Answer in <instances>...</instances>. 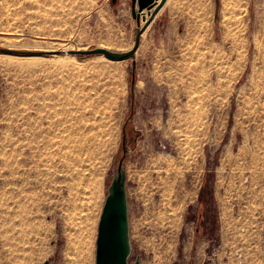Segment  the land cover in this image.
I'll list each match as a JSON object with an SVG mask.
<instances>
[{
  "label": "rangeland",
  "instance_id": "obj_1",
  "mask_svg": "<svg viewBox=\"0 0 264 264\" xmlns=\"http://www.w3.org/2000/svg\"><path fill=\"white\" fill-rule=\"evenodd\" d=\"M125 5L0 0V48L30 52H0V264H96L124 135L132 261L204 264L227 175L237 200L221 203L223 220L247 264H264V0H216L139 84L133 59L61 49L133 47ZM140 91L151 116L135 113Z\"/></svg>",
  "mask_w": 264,
  "mask_h": 264
},
{
  "label": "crops",
  "instance_id": "obj_2",
  "mask_svg": "<svg viewBox=\"0 0 264 264\" xmlns=\"http://www.w3.org/2000/svg\"><path fill=\"white\" fill-rule=\"evenodd\" d=\"M124 1L125 7L131 12L130 2ZM215 12L216 0H166L153 22L148 26L149 28L147 27L144 31L140 47L136 53L134 64L136 68H141L146 74L139 75L138 84L142 82L140 78L149 79L148 75H150L151 69L166 68L169 61L167 54L175 51L174 46L180 45V36L188 35L199 21L210 18ZM145 35V44H142ZM140 49L141 54H139ZM150 102L148 91H140L134 102L136 115L151 116L155 110L151 107ZM233 187L234 185L232 186L231 179L227 175H216L213 193L220 221L219 225L224 228L221 237L226 244L237 246V227H235V223H230L231 220L225 223L221 212V203L237 200L236 189Z\"/></svg>",
  "mask_w": 264,
  "mask_h": 264
},
{
  "label": "water",
  "instance_id": "obj_3",
  "mask_svg": "<svg viewBox=\"0 0 264 264\" xmlns=\"http://www.w3.org/2000/svg\"><path fill=\"white\" fill-rule=\"evenodd\" d=\"M114 2L117 0H113ZM131 5V13L137 23V33L134 45L126 51H114L103 47L92 49H72L69 54L87 57L103 54L113 61L135 59L140 47L144 31L153 22L157 13L165 4L166 0H128ZM145 13L149 15L142 22ZM0 52L28 54L29 51L0 48ZM64 52V51H63ZM135 79L133 78V83ZM127 136L124 135V156L118 163L110 184L108 185L106 199L99 220L98 235L96 241V264H142L141 257L137 256L132 261L133 242L131 236V222L129 213V197L127 189V170L124 157L127 152ZM44 264H49L46 261Z\"/></svg>",
  "mask_w": 264,
  "mask_h": 264
},
{
  "label": "built area",
  "instance_id": "obj_4",
  "mask_svg": "<svg viewBox=\"0 0 264 264\" xmlns=\"http://www.w3.org/2000/svg\"><path fill=\"white\" fill-rule=\"evenodd\" d=\"M249 181V178L245 179V183ZM223 231V226H220L217 235L207 239L204 264H247V256L240 247L224 242L221 237Z\"/></svg>",
  "mask_w": 264,
  "mask_h": 264
},
{
  "label": "bare ground",
  "instance_id": "obj_5",
  "mask_svg": "<svg viewBox=\"0 0 264 264\" xmlns=\"http://www.w3.org/2000/svg\"><path fill=\"white\" fill-rule=\"evenodd\" d=\"M147 15H148V14L145 13V17H144L143 20H142L143 23H144V21L147 19V17L149 16V15H148V16H147ZM148 18H149V17H148ZM148 28H149V27H148ZM5 39H6V38H5ZM5 39H4V40H5ZM1 40H2V39H1ZM131 48H132V47H131ZM131 48H130V49H131ZM61 49H62V51H64V55L68 54V53H67L68 50H72L69 46H65V47H63V48H61ZM107 49H108V48H107ZM110 50H111V49H110ZM53 51H55V50H53ZM50 52H51V51H50ZM121 61H122V60H121ZM243 68H244V67L242 66V70H243ZM114 73L116 74V76H117V75H119V76H121V77L124 76L123 72H122L121 70H119V69H116V70L114 71ZM113 77H115V75H114ZM121 77H120V79L122 80ZM118 79H119V78H118ZM118 79H117V81L114 79V80L116 81L117 84H118ZM120 79H119V80H120ZM120 82H122V84H123V81H120ZM122 84H119V85H122ZM67 141L69 142V144H71L73 140H68V139H67ZM176 212H178V211H176ZM176 212H175V213H176ZM176 217H177V216H176ZM173 222H174V221H173ZM174 223H175V222H174ZM86 254H87V253H86ZM86 257H88V256H86Z\"/></svg>",
  "mask_w": 264,
  "mask_h": 264
},
{
  "label": "trees",
  "instance_id": "obj_6",
  "mask_svg": "<svg viewBox=\"0 0 264 264\" xmlns=\"http://www.w3.org/2000/svg\"><path fill=\"white\" fill-rule=\"evenodd\" d=\"M218 224H219V220H218Z\"/></svg>",
  "mask_w": 264,
  "mask_h": 264
}]
</instances>
